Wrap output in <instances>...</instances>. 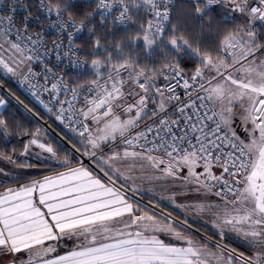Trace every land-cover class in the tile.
Returning a JSON list of instances; mask_svg holds the SVG:
<instances>
[{"label":"snow or ice","instance_id":"6c2138e0","mask_svg":"<svg viewBox=\"0 0 264 264\" xmlns=\"http://www.w3.org/2000/svg\"><path fill=\"white\" fill-rule=\"evenodd\" d=\"M91 3L0 6V75L67 130L0 150V264H264V0H190L176 19L175 0Z\"/></svg>","mask_w":264,"mask_h":264},{"label":"trees","instance_id":"16d2710c","mask_svg":"<svg viewBox=\"0 0 264 264\" xmlns=\"http://www.w3.org/2000/svg\"><path fill=\"white\" fill-rule=\"evenodd\" d=\"M65 2L68 3L70 6L74 5L73 7H71V11L77 16H81L85 12L92 11V8L94 6V4H92L91 2H78L74 4H70L67 0H65ZM175 5L176 8H175L174 19L179 18L182 15L190 14L191 9L189 2H186L185 0H177ZM219 13H220L219 9H217L216 13H214L213 16L214 24L218 23L221 19ZM210 35H211L210 33L205 32L201 37V39L207 42ZM86 42L87 40H81L78 43L84 46L85 51L88 50V45ZM192 63L193 62L187 60L186 58L182 61L183 66L189 70L192 67ZM86 78H88L87 72H85L83 76V79ZM0 84L4 86L6 92L10 91L11 93H14V96H9L6 95L5 92H1V95H4L5 98L9 100V106L6 111L1 109L0 115H2V117L9 122L10 127L8 129L9 135L7 138L3 136V131L0 130V150H4L5 153L8 154L11 153L13 148H15L16 153L14 158L19 157V153L23 150L24 143H26L27 140L30 139L29 136L24 135L23 133L25 131H35L37 127L42 126V124L39 122L38 119L43 121L47 120L48 126L53 131H55L59 136L63 135L64 132H67L66 129L62 131L63 126L60 125L59 122H56L53 119L48 118L44 109L36 102L31 100L28 96H26L23 93V91L19 88L18 83L14 79H10L6 76L0 75ZM15 97H18L19 100L23 101V104L18 103ZM25 105H27L28 108H31L33 112H38L40 114L39 117H34L31 115V113L27 112L25 109ZM50 134L51 137H56L54 134L52 133ZM68 135L69 137L71 136L70 133H68ZM50 167H52V165ZM169 210L171 209L170 208L165 209V211H169ZM173 214L175 215V213ZM206 235H212V233L208 232L206 233ZM214 239L216 238L214 237ZM225 243H227L231 247L237 248L239 251H246V249H244L235 240L227 239L225 240Z\"/></svg>","mask_w":264,"mask_h":264},{"label":"built area","instance_id":"2783aa9c","mask_svg":"<svg viewBox=\"0 0 264 264\" xmlns=\"http://www.w3.org/2000/svg\"><path fill=\"white\" fill-rule=\"evenodd\" d=\"M67 1L70 4H74V3H78V2H91V0H67ZM185 1L190 3V0H185ZM10 2H11V0H0V6L8 5V4H10ZM176 2H177V0H175V3ZM32 12H33L34 16L39 15V13L37 12L36 7H33L32 8ZM20 14H21V10H18L17 11V19L20 18ZM31 24H32V31H39L40 27H44L45 26V25H38L36 23L35 19H33L31 21ZM51 38H53V37H49V39H51ZM88 39H89L88 33L87 32H84L83 34L80 35L79 39H77V43H79V41H81V40H88ZM67 71H68V77L70 79H81V80H83V76H78L77 75V72H74L71 69H68ZM18 86H19V88L23 91V93L26 96H28L31 100H33L35 102V100L30 96V94L25 90L24 87H21L19 84H18ZM47 116H48V114H47ZM48 118H49V116H48ZM43 123H47V120L43 121Z\"/></svg>","mask_w":264,"mask_h":264},{"label":"crops","instance_id":"0c3cea01","mask_svg":"<svg viewBox=\"0 0 264 264\" xmlns=\"http://www.w3.org/2000/svg\"><path fill=\"white\" fill-rule=\"evenodd\" d=\"M0 95H1V93H0ZM1 110V109H0ZM0 167H2V168H5L6 170H12V168H13V166L12 165H10V164H7V163H5V162H3V161H0ZM50 168H52V167H50V165L48 166V167H44V166H38V167H36V168H32V169H17V171H20V172H27V173H29V174H31V175H33V176H38V175H44V174H49V172L51 171V169ZM21 183H24V182H26V181H20ZM9 186H16V185H14V184H10ZM3 189L2 188H0V191H2Z\"/></svg>","mask_w":264,"mask_h":264},{"label":"rangeland","instance_id":"374dc122","mask_svg":"<svg viewBox=\"0 0 264 264\" xmlns=\"http://www.w3.org/2000/svg\"><path fill=\"white\" fill-rule=\"evenodd\" d=\"M3 76H5V75H3ZM6 77H7V76H6ZM1 92H5V93H6V91H5V89H4V86H2V85L0 84V93H1ZM42 126H43L44 129H46L47 131H49L50 133L53 134V132H51V131L48 129V127H47L46 125L42 124ZM70 135H71V133H70ZM21 159H23V158H21ZM33 162H35V160H33ZM49 165L51 166V164H49ZM144 187H145V188H151V187H153V186H152V185L145 184ZM155 191L159 192V188L157 187V188L155 189ZM160 194H161V195H164V196H167L169 193H160ZM143 199H144V201L147 203V201H148V196H144ZM188 199H194V197H189ZM165 203H167V201H165Z\"/></svg>","mask_w":264,"mask_h":264},{"label":"water","instance_id":"95a60500","mask_svg":"<svg viewBox=\"0 0 264 264\" xmlns=\"http://www.w3.org/2000/svg\"><path fill=\"white\" fill-rule=\"evenodd\" d=\"M42 124H44V125H46L47 127H48V129L51 131V132H53V134L56 136V137H58L59 138V135L55 132V131H53L46 123H42ZM69 147H70V145H69Z\"/></svg>","mask_w":264,"mask_h":264}]
</instances>
